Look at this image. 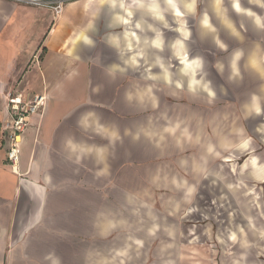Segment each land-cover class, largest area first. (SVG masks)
<instances>
[{"label":"crops","instance_id":"crops-1","mask_svg":"<svg viewBox=\"0 0 264 264\" xmlns=\"http://www.w3.org/2000/svg\"><path fill=\"white\" fill-rule=\"evenodd\" d=\"M202 1V12L205 13L202 21L206 20V23L201 21L199 40L261 37L258 40H246L251 42L252 48L246 50L244 57L247 68L254 65L251 63L252 58L259 61V56L253 50V43L264 42V28L256 25L255 17L259 16L264 20V0ZM110 2L111 0H77L67 4L62 13L54 17L47 10L0 0V264H6L10 234L17 231L33 232L47 220L49 214H58L53 210L58 199H66L69 207H75L81 206V198L82 204L86 205L85 198L88 196L100 197L98 204H102V197L135 193L144 197L155 193L159 197L158 203L166 208L183 197L190 201L186 205H191L202 186L205 185L207 191L210 182L212 186H217L216 183L221 186L223 192L231 187L227 186V182L206 173L207 167L212 166V160L207 162L205 155L204 166L207 167L204 173L197 178L195 175L191 177L186 170L180 173L181 160L191 156L201 158V152L197 149L192 151L191 156L183 155L185 157L176 156V153L166 154L171 161H165V155L160 157L159 154L158 160L161 162L157 164L156 173L160 180L154 183L149 178L146 127L155 130L156 144L161 140L159 145L163 143L164 137L168 142V139L172 140L179 135L177 127L180 122L176 117V109H182L181 105L184 103L176 102L178 97L175 96L179 90L188 88V81L183 74L179 80L172 74L170 80L164 81H159L156 76L160 68L157 61L167 66L168 60H164V57L168 59L167 48L172 46L164 44L165 56H158V52L162 51L151 47V40L156 35L152 28L156 29V26L150 20H158L153 19L146 9H133L131 22L119 26L115 16L121 14V10L112 9ZM115 2L132 5L135 0ZM140 2L151 4L153 0ZM155 2L161 8L167 6L166 0ZM178 3H191V0H178ZM249 12L255 15L250 16ZM170 15L173 16L166 13L165 22L170 21ZM187 16L189 15L176 19L182 24L188 20ZM137 23L141 28L135 27ZM112 29L114 32L107 35ZM120 29L123 31L119 32ZM133 32L136 36L133 40L134 50L130 53L124 50V37L133 39ZM158 32L161 33V30ZM95 35H107V45L97 47ZM113 37L121 40V51L108 42ZM135 40H139V44L148 45L150 57H138V66L128 67L126 61L140 50V47L135 48ZM184 45L187 46L185 43ZM261 47L260 66L264 64V45ZM237 54L239 52L235 53L234 58L232 56L233 62L236 61ZM175 56V61L182 64L180 58ZM147 65L150 77L143 76L144 66ZM236 66L238 67V63ZM114 67L125 70L119 71ZM145 82H150L151 88L156 89L152 93L153 97L157 93V104L151 106V111L154 114L174 111V118H160L152 126H146ZM177 84L182 87H177ZM10 92L22 94L23 97L34 94L47 96L43 120L40 123L38 119H34L23 136L20 163L22 177L15 175L8 165L1 135L2 123L7 120L6 97ZM193 92H200L206 99L220 98L210 96L203 89ZM261 93L264 95V90ZM248 95L250 98L256 97L253 101L258 100L260 104L259 114L254 109L255 104L253 109L249 107L258 116L256 122L264 121L262 95L256 91L255 86L249 87ZM129 107L132 108L131 113L143 114L141 122L139 119L134 128L129 123ZM192 125L202 128L208 126L209 116L193 118ZM260 125L261 128L253 133L264 134V124ZM237 134L235 132L236 137ZM132 146L144 147V158L140 155L139 159L133 158ZM203 147L202 154L211 151L210 148L206 149V145ZM241 149L238 147L234 154ZM179 157L181 160L178 161ZM259 165L264 168V164ZM255 171L254 168L248 179L244 176L240 180L244 181L245 178L253 183L264 184V179H259ZM133 178L137 179V185H133ZM173 178L176 179L172 181ZM168 185H176L174 191ZM190 190L192 195H189ZM226 194L228 197V193ZM34 245L39 246L37 241Z\"/></svg>","mask_w":264,"mask_h":264},{"label":"rangeland","instance_id":"rangeland-1","mask_svg":"<svg viewBox=\"0 0 264 264\" xmlns=\"http://www.w3.org/2000/svg\"><path fill=\"white\" fill-rule=\"evenodd\" d=\"M196 1V12L187 16L188 20L182 23V32L176 31L181 23L174 16L170 15L167 28L164 23L150 20L157 31L161 30L164 44H172L171 48H167L168 59L164 57V60H168V67H160L158 73H154L159 81L165 80V69L169 77L175 75L177 80L183 74L188 88L194 81V91L204 90L207 84L220 98L206 99L200 92H193L191 87L192 91L188 88L179 90L175 96L178 97L176 102L184 103L182 109H176L180 133L176 139H168V142L164 137L159 145L161 140L156 144L155 130L147 125L152 126L160 118H174L175 112L160 111L154 114L151 106L157 104L158 98L157 93L154 97L152 93L156 89L151 88L150 82L144 83L148 175L154 183L160 180L156 173L157 164L161 162L158 160L159 154L160 157L165 155V161H171L166 154L176 153V156L185 157L191 156L192 151L197 149L201 152V158H178V161L181 160L180 173L186 170L196 178L204 173L207 167L204 166L205 155L207 162L212 160V166L207 167L206 173L227 182V186L231 187L223 192L221 186L216 183L218 187H213L210 182L207 191L205 185L202 186L198 191L199 200L197 197L191 205H186L190 201L183 197L166 208L158 203L159 197L155 193L144 197L137 193L102 197V204H98L100 197L88 196L85 198L86 205L82 204L81 198V206L75 207H69L66 199H58L53 210L61 214H49L47 220L33 232L10 234L6 264H264V184L247 180L254 168L255 175L264 179V168L259 165L264 164V134L253 133L261 128L260 124H264V121L256 122L258 116L249 107L253 109V105L256 102L259 104V101H253L256 97L250 98L248 95L249 87L255 86L264 104L261 93L264 90V64L260 66L261 45L264 42L253 43L260 63L257 58H252L251 63L260 67L250 65L247 68L244 57L252 44L246 40L261 37L199 40V27L205 13L202 12L203 1ZM26 6L47 10L56 17L54 11L46 6ZM112 32L113 29L109 30L107 35ZM184 32H190L187 42L183 38ZM107 35H95L97 47L107 45ZM177 39L187 45L181 55L189 56L186 60L195 63L196 69L187 70L185 60L181 61L182 64L175 61L176 49L173 44ZM139 47L148 59V45L139 44ZM161 51L158 56H165V50ZM236 52L240 56L236 60L238 67L236 61L233 62ZM196 59L202 61L201 66H197ZM233 64L236 68L232 67ZM148 67L144 66V77H150ZM251 101L253 104L249 106ZM131 109L129 107V123L134 128L139 119L141 122L143 114L131 113ZM206 116H209L208 126L192 125L193 118ZM235 132H238L237 137ZM203 145L211 151L207 149L202 154ZM238 147L242 148L239 155L234 154ZM144 152V147L132 146L133 158L139 159V155L144 158ZM244 176L247 179L240 180ZM133 179V185H137V179ZM175 186L168 185V188L174 191ZM240 199L243 201L239 202ZM36 241L39 246L34 245ZM32 244L34 247H30Z\"/></svg>","mask_w":264,"mask_h":264},{"label":"clouds","instance_id":"clouds-1","mask_svg":"<svg viewBox=\"0 0 264 264\" xmlns=\"http://www.w3.org/2000/svg\"><path fill=\"white\" fill-rule=\"evenodd\" d=\"M166 7L161 8L160 4L153 2L151 4H145L143 2H140V0H135V2L132 5H127L124 2H115V0H111L110 2V7L112 9L119 8L121 10V14H118L115 16V21L118 22L119 26L123 25H128L131 22V18L134 16L133 9L136 10H144L146 9L149 15L155 20H158L160 22H164V27L167 28L168 24L165 22V15L166 13H171L174 17L176 18H182L186 15H193L196 10V0H191V3H178V0H166ZM183 9V11H181ZM238 10V9H237ZM248 15L254 16V13L249 12ZM179 22V21H178ZM202 23H206V20H203ZM255 23L258 27L264 28V20H262L259 16L255 17ZM137 29L141 28V25L137 23L135 25ZM151 27V26H150ZM152 31L156 33L155 38L151 40V47L155 48L157 50H162L164 46V40L162 38V33L158 32L157 29L152 28ZM178 32L183 31V25L181 24L180 27L176 29ZM131 36L133 39H129L128 36L124 37L125 43H124V50L127 52H132L133 51V40L135 39L136 34L133 32L131 33ZM190 36V32H184L183 38L184 40H187ZM114 48L119 49L121 51V40L118 37H113L108 41ZM93 43V42H92ZM136 46L139 47V40H135ZM173 47L176 49V55L178 58L181 59V61L185 60L187 58L186 54L181 55V53L184 52L185 45L182 40L177 39L175 43L173 44ZM224 45L221 44V48H223ZM143 50H139L136 55L131 56V58L126 61V64L128 67H137L138 66V57L143 58ZM240 58L239 54L236 56V60ZM159 66L163 69L164 65L157 61ZM197 66L202 65V61L200 59H196ZM191 67V65H189ZM233 68H235V64L232 65ZM116 68V67H114ZM119 71H124L125 69L123 68H116ZM155 79V77H152ZM165 80H170L167 70L165 69ZM177 87H182V85L177 84ZM190 87L195 90L196 87V82L194 81ZM204 90L209 93L210 96H214V93L212 92L211 88L209 85L205 84L204 85ZM255 111L259 114L261 109L257 105L255 108ZM189 195H192V191H189ZM233 240H235V236L232 237Z\"/></svg>","mask_w":264,"mask_h":264},{"label":"built area","instance_id":"built-area-1","mask_svg":"<svg viewBox=\"0 0 264 264\" xmlns=\"http://www.w3.org/2000/svg\"><path fill=\"white\" fill-rule=\"evenodd\" d=\"M19 5L36 7L46 6L54 11L57 17L62 13L68 3L75 0H6ZM38 57H35L37 59ZM7 120L2 123L1 135L3 137L6 160L15 175L22 177L21 144L24 133L30 128L34 119L41 123L47 106V96L34 94L23 97L22 94L10 92L7 94Z\"/></svg>","mask_w":264,"mask_h":264},{"label":"bare ground","instance_id":"bare-ground-1","mask_svg":"<svg viewBox=\"0 0 264 264\" xmlns=\"http://www.w3.org/2000/svg\"><path fill=\"white\" fill-rule=\"evenodd\" d=\"M185 65H186V68H187V70L189 69V70H193V69H196V65H195V63H192V62H189V60L187 61L186 59H185ZM197 64V63H196ZM189 65H191V67H189ZM168 76H169V74H168ZM191 80V79H190ZM257 105L259 106V104L256 102L255 103V106L257 107Z\"/></svg>","mask_w":264,"mask_h":264}]
</instances>
